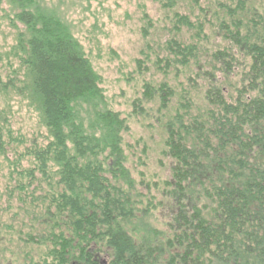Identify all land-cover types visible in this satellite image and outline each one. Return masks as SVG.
<instances>
[{
    "label": "trees",
    "instance_id": "1",
    "mask_svg": "<svg viewBox=\"0 0 264 264\" xmlns=\"http://www.w3.org/2000/svg\"><path fill=\"white\" fill-rule=\"evenodd\" d=\"M151 2L168 38L141 55L167 79L206 83L197 102L144 81L127 116L55 8L0 0L14 34L0 49V264H264V0ZM144 102L166 133L158 197L133 177L124 143Z\"/></svg>",
    "mask_w": 264,
    "mask_h": 264
},
{
    "label": "rangeland",
    "instance_id": "2",
    "mask_svg": "<svg viewBox=\"0 0 264 264\" xmlns=\"http://www.w3.org/2000/svg\"><path fill=\"white\" fill-rule=\"evenodd\" d=\"M43 2L46 7L55 8L57 13L73 28L93 68L101 77V88L107 103L114 110H119L128 116L131 111V100L141 97L143 83L149 80L157 85L162 80L168 81L169 85L178 91L186 88L190 92V97L197 102L202 100V92L206 83L204 79L198 80V84H195L192 89L186 83V78L175 77L174 72H171L168 79L165 78L163 73L153 68L151 60L146 57L149 55L155 58V54L160 52L158 43H163L168 38L163 30L168 26L167 13L163 12L157 3L154 4L151 0H91L90 6H85L87 5L86 0H43ZM143 11L149 15L155 26L146 25L148 19L144 21ZM2 14L0 11V49L5 52L14 34L9 27V21L5 17L2 18ZM147 26V37H144L142 29ZM213 41L221 43L216 37L211 40V43ZM146 43L154 46L155 54L147 50ZM141 51L146 52V56L141 55ZM138 58L145 61L142 66L143 72L137 67ZM10 97L9 107L13 109L17 106L12 105L14 99ZM176 102L177 100L174 106ZM19 105L24 107L26 104L20 102ZM144 107L149 115L144 114V116H134L129 119L130 128L124 134V143L133 146L127 150V155L130 157L129 168H131L133 177L139 182L149 184L153 189V195L158 197L159 193L156 191L161 189V185L169 174L170 161L162 155L166 133L162 125L163 120L157 121L156 105L153 102H144ZM21 111L23 114L27 112L22 108L19 110L18 117L13 112L11 113L18 119L19 124ZM31 112L23 120L21 127L29 134L32 133L35 123V118L32 116L34 113ZM4 179L0 175V189ZM145 192L147 193V190Z\"/></svg>",
    "mask_w": 264,
    "mask_h": 264
}]
</instances>
